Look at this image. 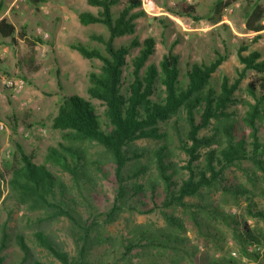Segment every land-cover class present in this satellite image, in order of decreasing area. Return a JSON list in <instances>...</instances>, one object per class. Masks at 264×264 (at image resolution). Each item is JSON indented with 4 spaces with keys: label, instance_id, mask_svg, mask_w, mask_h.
<instances>
[{
    "label": "trees",
    "instance_id": "obj_1",
    "mask_svg": "<svg viewBox=\"0 0 264 264\" xmlns=\"http://www.w3.org/2000/svg\"><path fill=\"white\" fill-rule=\"evenodd\" d=\"M47 1L26 0V4L38 11ZM228 1L227 5L238 0ZM85 2L95 12H78V23L83 27L99 25L107 35L89 36L90 42L100 44L102 49L79 41L69 48L85 60L101 63L98 72L88 75L86 94L102 105L103 113L100 115L91 101L78 95L65 96L50 125L60 133V141L47 148L44 162L34 163L33 155L15 144L10 161L0 168V210L5 205L11 206L10 214L12 209L21 210L28 228L34 229L35 247L59 264H96L93 251L110 244L102 228L119 221L126 211L137 210L132 205L135 202L146 207L145 212L157 210L166 227L134 225L118 241L125 257L133 251L147 253L156 264L171 253L174 258L168 264H185V258L192 262L193 252L186 250L185 217L199 237L212 239L216 245L223 239L213 234L210 224H223L231 230L237 250V257L203 258L199 264H243V260L264 264V210L254 202L256 192L263 191L258 180L264 183V50L250 48L259 35L239 45L241 70L237 77L233 81L222 77L218 84L213 75L226 61V54L216 51L208 63L182 66L179 55L172 51L178 43L174 40L157 64H147L155 51L153 38L139 42L134 37L128 44L115 45V40L134 35L136 21L145 17L141 0ZM167 12L193 22L211 21L214 16L212 9L209 16L199 15L194 5L183 0ZM257 15L260 18L261 12ZM246 26L256 33L264 31L260 23L247 22ZM15 34V26L1 18L0 38L14 45ZM17 37L30 47L42 43L40 37L32 38L24 32H18ZM136 48L137 55L131 56ZM250 72L252 76L242 86ZM173 136L184 156L182 165L171 156ZM139 141L153 142L155 147L138 148ZM93 145L109 161L115 190L106 212L84 217L82 206L70 192L73 187L85 203L89 196L85 197L84 191L92 186L90 169L104 175L102 163L88 158L87 147ZM180 172L183 176L178 177ZM234 172L241 174L245 183L232 182L228 174ZM62 175L70 178L72 187L66 185ZM218 193L232 200L234 206L243 197L242 213L225 212L214 201ZM145 198H149L151 208L142 201ZM29 214L34 219L27 217ZM8 219L0 221V264H5L7 250L13 246L21 257L9 264H45L35 257L24 234L11 229ZM61 219L69 225L73 256L44 230ZM249 219L253 226L248 224Z\"/></svg>",
    "mask_w": 264,
    "mask_h": 264
},
{
    "label": "rangeland",
    "instance_id": "obj_2",
    "mask_svg": "<svg viewBox=\"0 0 264 264\" xmlns=\"http://www.w3.org/2000/svg\"><path fill=\"white\" fill-rule=\"evenodd\" d=\"M181 0H141L145 17L136 21L135 34L125 36L115 40V45L128 44L134 37L139 42L147 37L155 40L154 54L149 58V63L157 64L163 55L167 53L174 40L178 43L173 48V53L180 57L182 66L191 63H208L213 60L216 51L226 54L227 59L213 75L215 83L220 82L222 77H228L233 81L241 70V65L237 59V49L242 42L249 43L255 35H259L256 43L251 44L252 50H264V31L256 33L248 30L247 22L252 25H264V0H238L227 5L228 0H220L222 5H216L219 0H183L187 4L194 5L199 15H210L208 11L212 9L214 16L211 21L201 20L193 22L188 18H178L167 9L175 8ZM229 2V1H228ZM172 3V4H171ZM219 8L220 11H217ZM257 8L261 12V17L257 15ZM95 9L86 5L85 0H48L38 11H34L26 0H0V18H7L16 28V43L11 44L6 39L9 46V53L4 55L0 52V79L3 76H18L25 80V89L17 99H11L8 92L0 85V123L6 126V131H0V168L4 162L10 161L15 144H19L22 149L33 155V162L41 164L44 162L48 147L56 146L60 141V133L51 129V120L56 115L57 108L63 98L68 95H78L86 100L88 86V75L90 72H98L101 63L97 60H85L76 51L71 50L69 45L73 42H82L92 47L102 49V46L95 42H90L89 36L93 33L107 35L106 30L99 25L87 27L81 26L77 21V13L83 10ZM46 33L47 37L37 34ZM18 32H24L27 36L40 37L42 43L36 42L34 46H28L17 37ZM57 43V52L53 45ZM1 49H3L1 47ZM138 48L131 51V56H136ZM264 53V51H263ZM129 62V58H127ZM252 76L248 73L241 85L244 86ZM100 115L103 107L97 101H91ZM242 112V105L238 106ZM164 126L162 129H165ZM43 130L44 134L40 131ZM171 134L172 131L169 130ZM27 133V135H24ZM171 146V156L173 160L182 165L184 156L176 148L177 141L173 136ZM138 148L155 147L153 142L139 141ZM87 155L91 161L102 163L103 174L94 169H90L91 184L84 191L85 197L89 201L82 202L76 190L72 187L70 178L62 175L66 185L71 188L70 194L78 200L82 206L81 212L84 217L97 215L106 212L112 203L115 180L111 166L106 156L97 146H88ZM9 151V156L5 154ZM248 166V165H246ZM178 177L183 176L180 172ZM234 183H245L241 174L229 173ZM258 186L263 189L261 194L256 192L254 202L264 210V183L258 180ZM152 207L149 198L142 200ZM214 201L222 206L224 211L233 215H240L245 207L244 198H239V204L233 205L232 200L216 194ZM89 203V205H88ZM137 207L135 211H126L119 221L112 225L104 226L102 235L109 239L110 244L98 247L93 251L92 259L96 264H155L147 253L139 254L132 252L131 256H123L122 248L118 241L125 236L134 225H145L153 229H165L166 225L158 215L157 210L145 212L146 207L139 203H132ZM7 207V208H5ZM5 205L0 210V221L10 217L9 226L12 230L22 232L28 245L34 250L35 257L45 264H59L50 257L44 250L35 247L34 229L28 228L26 218H23L21 210L12 209ZM14 210V211H13ZM142 211H144L142 213ZM180 216V213H177ZM34 219V216L28 215ZM9 220V219H8ZM186 228L187 252H193L192 262L185 258V264H199L200 259H216L222 256L237 257V250L231 237V230L221 223H212L210 226L216 233L222 236V241L216 245L212 239L199 237L192 229L191 223L183 217ZM248 224L253 226V220H248ZM28 225V226H27ZM259 228L262 224H257ZM46 234H51L56 242L60 243L65 251L74 255L75 248L69 235V225L64 220L54 222L45 229ZM253 249V247H250ZM8 257L5 264L15 263L21 257L16 246L7 250ZM122 255V256H121ZM153 255V254H152ZM154 256V255H153ZM174 258L168 253L161 257L162 262L156 264H168ZM155 258V256H154ZM243 264H254L243 260Z\"/></svg>",
    "mask_w": 264,
    "mask_h": 264
},
{
    "label": "built area",
    "instance_id": "obj_3",
    "mask_svg": "<svg viewBox=\"0 0 264 264\" xmlns=\"http://www.w3.org/2000/svg\"><path fill=\"white\" fill-rule=\"evenodd\" d=\"M172 4V3H171ZM38 35L43 36L44 38L47 37L46 33H41L40 30L37 31ZM0 85L3 87L9 94L11 99H17L25 89V80L22 77L18 76H3L0 79ZM6 126L3 123H0V131H6ZM41 133L44 134V131L41 130ZM27 135V133H24ZM9 156V151L5 154V157ZM2 162V158L0 159V163Z\"/></svg>",
    "mask_w": 264,
    "mask_h": 264
},
{
    "label": "crops",
    "instance_id": "obj_4",
    "mask_svg": "<svg viewBox=\"0 0 264 264\" xmlns=\"http://www.w3.org/2000/svg\"><path fill=\"white\" fill-rule=\"evenodd\" d=\"M0 19H1V18H0ZM5 19H7V18H5ZM7 21H8V20H7ZM8 22H9V21H8ZM9 23H11V22H9ZM11 24H12V23H11ZM5 42H7L6 39H2V38H0V52L4 53V55H6V54L9 53V46H7L6 44H4ZM1 47H2L3 49H1ZM53 49L56 50V52H57V43H56V45H53Z\"/></svg>",
    "mask_w": 264,
    "mask_h": 264
}]
</instances>
